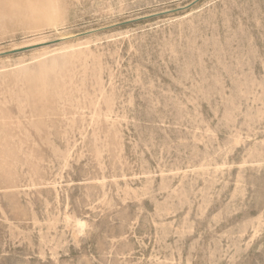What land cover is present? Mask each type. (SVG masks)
Instances as JSON below:
<instances>
[{
    "label": "rangeland",
    "instance_id": "obj_1",
    "mask_svg": "<svg viewBox=\"0 0 264 264\" xmlns=\"http://www.w3.org/2000/svg\"><path fill=\"white\" fill-rule=\"evenodd\" d=\"M0 264H264V0H0Z\"/></svg>",
    "mask_w": 264,
    "mask_h": 264
}]
</instances>
